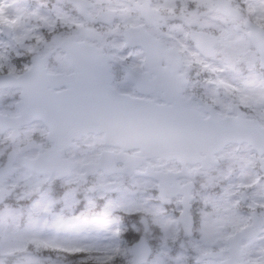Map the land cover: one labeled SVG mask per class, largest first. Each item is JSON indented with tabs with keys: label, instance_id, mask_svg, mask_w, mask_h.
<instances>
[{
	"label": "snow or ice",
	"instance_id": "6c2138e0",
	"mask_svg": "<svg viewBox=\"0 0 264 264\" xmlns=\"http://www.w3.org/2000/svg\"><path fill=\"white\" fill-rule=\"evenodd\" d=\"M0 264H264V0H0Z\"/></svg>",
	"mask_w": 264,
	"mask_h": 264
},
{
	"label": "clouds",
	"instance_id": "9594fccd",
	"mask_svg": "<svg viewBox=\"0 0 264 264\" xmlns=\"http://www.w3.org/2000/svg\"><path fill=\"white\" fill-rule=\"evenodd\" d=\"M141 220H142V217H141Z\"/></svg>",
	"mask_w": 264,
	"mask_h": 264
}]
</instances>
